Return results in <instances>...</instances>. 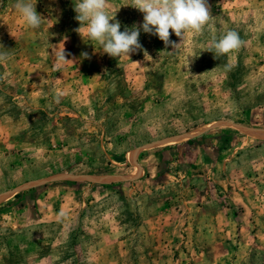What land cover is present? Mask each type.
I'll use <instances>...</instances> for the list:
<instances>
[{"label": "rangeland", "instance_id": "rangeland-1", "mask_svg": "<svg viewBox=\"0 0 264 264\" xmlns=\"http://www.w3.org/2000/svg\"><path fill=\"white\" fill-rule=\"evenodd\" d=\"M13 3L0 264H264V0H207L203 35L141 31L129 58L82 39L73 0H36L37 30ZM127 3L108 0L120 31L143 20ZM228 30L239 49L203 51Z\"/></svg>", "mask_w": 264, "mask_h": 264}, {"label": "clouds", "instance_id": "clouds-1", "mask_svg": "<svg viewBox=\"0 0 264 264\" xmlns=\"http://www.w3.org/2000/svg\"><path fill=\"white\" fill-rule=\"evenodd\" d=\"M33 0H14L13 7L31 30L39 29L44 18L37 13ZM108 0H73L74 19L80 25L75 31L90 41H95L102 53L112 58H119L134 53L141 48L140 32L154 35L167 47L177 45L170 41V35L182 38L185 33L203 35L205 27L213 19L207 0H128L123 6L138 10L143 15L142 23L120 31L121 25L115 20V13L106 10ZM110 21H112L110 23ZM171 30V31H170ZM243 44L239 33L228 30L219 37L213 35L209 47L203 51L213 53L214 59L239 49ZM0 60H6L8 50L0 46ZM82 58H89L88 53H81ZM58 61H67L65 53L58 54Z\"/></svg>", "mask_w": 264, "mask_h": 264}]
</instances>
